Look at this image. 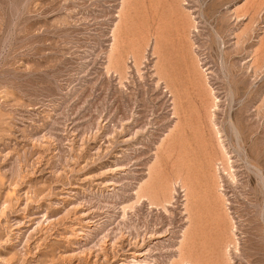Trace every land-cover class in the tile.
<instances>
[{"label": "rangeland", "instance_id": "obj_1", "mask_svg": "<svg viewBox=\"0 0 264 264\" xmlns=\"http://www.w3.org/2000/svg\"><path fill=\"white\" fill-rule=\"evenodd\" d=\"M186 186L264 264V0H0V264H179Z\"/></svg>", "mask_w": 264, "mask_h": 264}, {"label": "bare ground", "instance_id": "obj_2", "mask_svg": "<svg viewBox=\"0 0 264 264\" xmlns=\"http://www.w3.org/2000/svg\"><path fill=\"white\" fill-rule=\"evenodd\" d=\"M114 40H115V38H114ZM114 40H113V42H114ZM115 42H117V41H115ZM115 45H113V47H114ZM113 47H111V49L113 48ZM113 49H117V47H114ZM112 51V50H111ZM117 51V50H116ZM111 53V52H110ZM113 54H114V51L112 52ZM116 53V52H115ZM112 55V54H111ZM112 57H114V56H112ZM115 58V57H114ZM111 60V59H110ZM109 60V61H110ZM117 60V59H116ZM112 61V60H111ZM110 61V62H111ZM113 61H115V60H113ZM110 62H109V64H110ZM112 64H113V62H112ZM197 67H199V66H197ZM202 75H203V73H202ZM210 90V89H209ZM200 92V91H199ZM210 92H211V90H210ZM209 94H211V93H209ZM208 94V95H209ZM210 97V96H209ZM214 98H212V100H213ZM174 102V101H173ZM210 103H211V101H210ZM210 106H211V104H210ZM176 108H177V105L175 106ZM175 107H173V108H175ZM214 107V106H213ZM176 108H175V113H178L177 112V110H176ZM209 109V108H208ZM175 113H173L174 115H175ZM177 115V114H176ZM210 116V115H209ZM212 116H210L209 117V119L211 118ZM213 119V118H212ZM178 120V119H177ZM209 121V120H208ZM214 121V120H213ZM211 123H212V121H211ZM211 123H209L210 125H211V128H213L212 129V132H214V135H215V139H217L216 141L221 145L222 144V130H221V128H219V127H214L216 124H211ZM217 126V125H216ZM232 128V127H231ZM234 128H232V130H233ZM235 130V129H234ZM236 131V130H235ZM234 131V132H235ZM236 134V133H235ZM222 139V140H221ZM237 139V138H236ZM225 141V140H224ZM218 143H217V145H218ZM219 145V146H220ZM223 145V144H222ZM221 145V146H222ZM220 148V147H219ZM222 148V147H221ZM224 148V147H223ZM225 149V148H224ZM224 149H223V151H224ZM178 160H180V159H178ZM180 173H178V178L180 177V175H179ZM177 176V175H176ZM178 181V180H177ZM176 181V182H177ZM179 182V181H178ZM216 186V185H215ZM182 187V186H181ZM188 186H186V188H187ZM189 188V187H188ZM185 189V190H181V192H184V212H185V214H186V222H184L186 225L184 226V228H181L182 230L180 231V234L177 236L178 238H179V245H178V247H177V252H178V256H177V258L179 259V264H183V263H185L187 260H185V259H187V258H184V255H183V251H184V248L185 247H189V249H191V250H193V247L194 246H196V243H197V241H196V238H197V230H196V225H195V223L193 222V217H192V205H193V199H192V195H191V192H190V190L189 189ZM179 190V189H178ZM221 190V189H220ZM215 192L218 194L219 193V189H218V186H217V188H215ZM176 194H178V193H176ZM216 194V195H217ZM221 194V193H220ZM222 195V194H221ZM172 198V197H171ZM221 198H222V196H221ZM172 200H173V198H172ZM168 201V200H167ZM166 201V202H167ZM170 201V200H169ZM169 201H168V203H167V205L169 204ZM216 202V201H215ZM222 202V201H221ZM225 202V201H224ZM223 202V203H224ZM165 203V202H164ZM221 204V203H220ZM218 207V206H217ZM223 207H224V205H223ZM164 209V208H163ZM228 212V211H227ZM225 213V212H224ZM81 217H83V216H81ZM34 219V218H33ZM216 222H217V219H216ZM230 222V221H229ZM219 223L221 224V221H219ZM215 224V223H214ZM87 225V224H86ZM230 226V227H229ZM228 227H229V229L227 230V231H229L228 233H230V235H231V237L233 238V243H234V246H236L237 245V238H236V236H235V230H234V226L232 225V223H230V225H229ZM214 227H215V230H216V232L217 233H220V234H222V230L224 229L223 227V224H222V226L220 227L218 224H216V226L214 225ZM213 227V228H214ZM223 228V229H222ZM235 229H236V227H235ZM213 230V229H212ZM224 230H226V229H224ZM215 232V233H216ZM216 233V234H217ZM151 237H150V239L151 240H154L153 238H162L163 237V235H162V233H160V231H158V230H154V231H151L150 232V234H149ZM217 235H219V234H217ZM220 237V236H219ZM172 238V237H171ZM218 238V237H217ZM150 240V241H151ZM171 240V239H170ZM198 244V243H197ZM77 248V247H76ZM88 250V249H87ZM191 250H189V251H191ZM227 250V249H226ZM227 252V251H226ZM140 253V251H137V252H135V253H132V256H133V259L132 260H129V261H127V260H123L122 259V262H121V264H135V263H137L138 262V260H137V258H140L141 256H142V254H139ZM192 261H194V260H192ZM187 263V262H186ZM185 263V264H186ZM139 264V263H138ZM189 264H191V263H189ZM196 264V263H195Z\"/></svg>", "mask_w": 264, "mask_h": 264}]
</instances>
